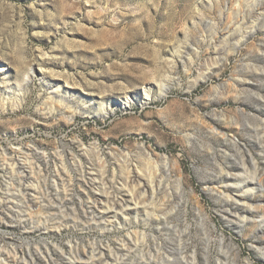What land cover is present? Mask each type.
Wrapping results in <instances>:
<instances>
[{
	"label": "rangeland",
	"instance_id": "obj_1",
	"mask_svg": "<svg viewBox=\"0 0 264 264\" xmlns=\"http://www.w3.org/2000/svg\"><path fill=\"white\" fill-rule=\"evenodd\" d=\"M0 89V264H264V0H0Z\"/></svg>",
	"mask_w": 264,
	"mask_h": 264
},
{
	"label": "bare ground",
	"instance_id": "obj_2",
	"mask_svg": "<svg viewBox=\"0 0 264 264\" xmlns=\"http://www.w3.org/2000/svg\"><path fill=\"white\" fill-rule=\"evenodd\" d=\"M2 70H4V69L2 68ZM163 89H164V88H163ZM164 90H165V89H164ZM164 90H163V91H164ZM1 92H2V93H1ZM2 95H3V91L0 89V98H1ZM147 98H149V94L146 95V99H147ZM124 105H125V106L130 105V101L127 100V103H125ZM113 110H114V109H107V110H102V111H104V113H107V114H108V113L113 112ZM212 132H213V134H215V135H217V136H219V137L221 136V134L215 132L214 130H212ZM222 135H223V136H228V134H227V133H224V132L222 133ZM217 136H216V137H217ZM165 158H167V157H165ZM251 177H252V179H256V178H257V177H256V172H254V175H252ZM137 182H138L137 185H140V181H137ZM243 182L246 184L247 180H244ZM259 184H260L261 187H263V185H262L260 182H259ZM248 191H250V189H248ZM248 191H246V192H248ZM227 196H228V195H227ZM137 198H138V197H137ZM137 198H136V202H141V200H140L139 198H138V199H137ZM108 202H109V201H108ZM143 202H144V201H143ZM141 203H142V202H141ZM243 203H245V202H243Z\"/></svg>",
	"mask_w": 264,
	"mask_h": 264
}]
</instances>
